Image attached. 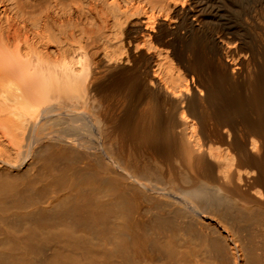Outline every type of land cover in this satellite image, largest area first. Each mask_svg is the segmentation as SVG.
Instances as JSON below:
<instances>
[{
  "label": "bare ground",
  "instance_id": "obj_1",
  "mask_svg": "<svg viewBox=\"0 0 264 264\" xmlns=\"http://www.w3.org/2000/svg\"><path fill=\"white\" fill-rule=\"evenodd\" d=\"M0 264H264V0H0Z\"/></svg>",
  "mask_w": 264,
  "mask_h": 264
}]
</instances>
